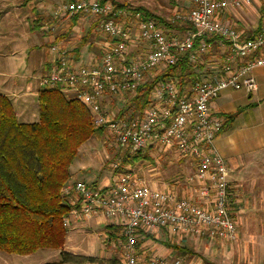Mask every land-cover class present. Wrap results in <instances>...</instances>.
<instances>
[{"label":"built area","instance_id":"built-area-1","mask_svg":"<svg viewBox=\"0 0 264 264\" xmlns=\"http://www.w3.org/2000/svg\"><path fill=\"white\" fill-rule=\"evenodd\" d=\"M190 1L186 10L166 19L193 28L169 34L155 18L108 1L56 2L49 12L52 20L72 15L95 19L98 31L105 36L100 55L93 54L86 61L73 59L69 49L56 40L54 25H43L51 38L48 68L39 78L42 88L57 89L79 101L94 125L103 128L119 158L156 149L172 152L194 166L188 180L194 179L199 187L192 195L173 186L151 187L129 166L113 174L107 185L81 179L61 188L70 207L64 219L66 227L70 217L102 215L118 228L119 264H179L178 260L168 262L138 252L142 231L163 229L168 237L178 240L205 236L228 244L237 241L227 181L230 168L214 146L224 117L213 110L212 103L224 90L257 89L253 70L264 66V23L246 35L220 18L227 8H241L250 0ZM216 39L226 45V51L205 74L199 66ZM184 56L198 67L195 77L182 87L172 75L157 79L143 108L136 110L132 98L138 88ZM113 101L120 105L111 107Z\"/></svg>","mask_w":264,"mask_h":264},{"label":"trees","instance_id":"trees-1","mask_svg":"<svg viewBox=\"0 0 264 264\" xmlns=\"http://www.w3.org/2000/svg\"><path fill=\"white\" fill-rule=\"evenodd\" d=\"M100 1L151 16L168 34L193 28L189 24L169 22L126 2ZM78 17L70 16V22L75 23ZM39 19L35 20L34 27L39 25ZM92 23L97 25L95 19ZM60 35L66 33L56 35V40ZM82 39L76 51L85 43L86 38ZM197 70L198 67L184 56L179 63L169 66L138 88L132 98L135 109L143 108L157 79L172 75L178 78L182 87L195 77ZM36 99L37 121L22 122L9 97L0 93V251L17 255H29L39 249L59 252L58 259L44 264H103L104 261L106 264H119V260H102L63 249L67 233L64 219L70 207L65 203L61 188L71 177L70 166L78 155L79 147L93 135L103 133V128L94 125L89 111L79 101L66 97L57 89L41 88ZM238 112L237 109L223 115L222 130L231 125ZM140 158L149 157L146 152L125 155L119 168ZM149 233L142 231L141 235ZM170 247L177 250L184 248L177 245Z\"/></svg>","mask_w":264,"mask_h":264},{"label":"crops","instance_id":"crops-1","mask_svg":"<svg viewBox=\"0 0 264 264\" xmlns=\"http://www.w3.org/2000/svg\"><path fill=\"white\" fill-rule=\"evenodd\" d=\"M53 3L56 2L40 0L35 4L36 6L31 5L29 7V10L33 11L35 15L31 25L34 26L35 20L40 18L39 25L35 29L39 30L43 35L48 36L47 41L45 40L46 47L49 45L51 35L43 30V25L50 23L55 28L63 27L56 35L66 33V35H60L57 38L69 49L73 59L86 61L93 54L100 55V47L104 44V39L102 40L94 35L95 33L101 34L98 31L97 25L92 23V20L82 17H79L75 23L70 22V17L59 20H52L50 18L51 21H46V16L48 17L50 14V10L47 13V7L50 4L53 5ZM28 4L31 3L28 2ZM220 18L241 30L243 34L251 35L253 30L264 23V0H250L249 5H244L241 8H227ZM84 30H86V33L81 35V32ZM83 37L86 38L85 43L76 51L75 48L80 44V41L83 42ZM214 43L213 50L208 52L204 57L203 65L199 66L200 71L205 74L208 73V68L217 62L226 51V45L223 42L216 39ZM39 44H44V39ZM44 68L46 70L42 76L48 68L47 59L44 60ZM253 75L257 82V89L255 91L224 90L212 103L213 110L221 115L234 112L237 109L239 110L231 125L223 129L215 137L214 146L230 168L227 181L232 193L233 211L238 224L239 239L229 251L233 254L240 255L243 253L247 255L249 259L243 261L244 264H264V66L254 69ZM41 88V86L37 88L36 85H31L28 89L37 94ZM2 93L8 97L12 94ZM15 112L18 117L19 112L16 110ZM79 153H81V150H78L76 159L80 157L81 154ZM74 161L70 166L71 177L69 178V183L81 179L90 184L99 183L98 179L95 178L97 176L96 172L91 171L89 168L91 165L89 166L87 163V165L78 167L74 165ZM86 168L90 171V175L88 174V176L82 175L83 171H80ZM150 186L155 187L154 184ZM159 188H166L165 183H161ZM109 225L111 224L102 215H96L86 220L70 217L68 230H72H69V232L67 230V233L70 235L67 236L66 233L65 249L67 242H70V245H72L70 249L76 250L78 248L75 243H72L74 240L70 239V236L74 237L83 234L85 241L90 243L87 231H95L100 228V234L106 236L112 233L113 228H116L115 226L110 228ZM187 240L192 242L197 241V239L194 240L190 237H187L185 240H178L175 236L168 237L163 229H158L150 232L149 235H142L138 243V252L145 255L152 254L164 257L168 262L178 260L179 264H181V261L185 258L183 256H175L170 246H181V243ZM86 242H83V245L88 244ZM173 242L176 244H173ZM179 250L185 251L184 249ZM98 256L103 257L102 254ZM233 262L235 263L234 260ZM236 264H240L239 259L236 260Z\"/></svg>","mask_w":264,"mask_h":264},{"label":"rangeland","instance_id":"rangeland-1","mask_svg":"<svg viewBox=\"0 0 264 264\" xmlns=\"http://www.w3.org/2000/svg\"><path fill=\"white\" fill-rule=\"evenodd\" d=\"M39 1L0 0V84H2L0 86V93H12L9 96L10 100L14 109L19 112L18 119L22 122L37 121L38 103L36 94L28 88L31 85H36L37 88L40 87L38 81L46 70L44 68V60L48 56V50L45 44L48 36L43 35V33L31 25L35 15L33 11L29 10V7L31 5L36 6L35 4ZM50 1L58 2L61 0ZM118 1L126 2L131 7H141L163 18L171 16L176 11L186 10L191 5L190 0ZM28 2L31 4H28ZM55 4L53 3V5ZM53 5L50 4L47 7V13L52 9ZM46 21H51L50 15L48 17L46 16ZM61 29L63 27L55 28L53 30L54 34H58V31ZM85 31H82L81 35H84L86 33ZM94 35L102 40L105 39V36L102 34L95 33ZM43 39L44 44H39ZM122 103L124 102L122 101ZM119 105L115 101L111 102V107ZM79 150H81V153H79L81 155L74 161V165L80 167L88 163L89 166L91 165L89 167L90 170L96 172L97 176L95 178L99 182L96 185L108 184L111 176L117 173L121 158L117 155L115 146L105 132L103 131L101 134L90 137L80 146ZM145 152L149 158H140V160L126 163L118 171L124 170L129 166L136 170L148 185L153 186L154 184L155 187L159 188L161 183H165L166 187L170 188L173 186L179 192L187 191L189 195L193 194V189H196L197 192L199 186L195 184V180H188L194 174V166L192 164L178 159L172 152H163L155 149L144 151L142 154ZM115 164L117 168H113ZM80 171H83L82 175H90V171L87 168ZM231 207H234L233 202ZM111 226L112 228L114 227L113 225ZM99 229L87 231L90 237V243L85 241L83 234L74 237L70 236V239L72 238L74 240L71 242L75 243L78 248L76 250L70 249L72 245H70V242H67L66 249L64 246L63 249L71 253L74 252L73 254L93 256L102 260L115 259L118 262L120 260L119 258H121V249L117 244L120 238L118 228H113L112 233L106 236L100 234L101 229ZM69 230L71 231L72 229ZM69 235L67 233V236ZM238 239L239 237H237L236 242L228 244L224 241L209 239L203 236L194 242L190 240L184 243L182 242L181 246H184L183 249L185 251L172 248V252L175 256L178 255L179 257L183 256L185 258L181 261V264L185 262H187L186 264H236V260L238 259L240 264H244L243 261L249 259L247 255L243 253L240 255L233 254L229 251L238 242ZM83 242L88 244L83 245ZM173 244L176 243L173 242ZM58 254L59 252L57 250L47 249H39L29 255H17L0 251V264H44L45 262L58 259ZM100 254L103 257H99L98 255ZM103 264H106V262L104 261Z\"/></svg>","mask_w":264,"mask_h":264}]
</instances>
